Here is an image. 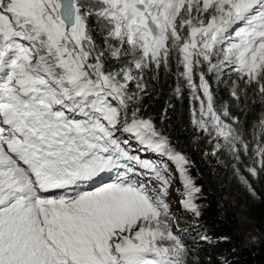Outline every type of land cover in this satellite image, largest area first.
<instances>
[{
	"label": "snow or ice",
	"instance_id": "obj_1",
	"mask_svg": "<svg viewBox=\"0 0 264 264\" xmlns=\"http://www.w3.org/2000/svg\"><path fill=\"white\" fill-rule=\"evenodd\" d=\"M170 75L204 155L255 197L264 112L249 140L233 109L264 106V0H0V264H205L201 241H230L200 234L194 162L143 115Z\"/></svg>",
	"mask_w": 264,
	"mask_h": 264
},
{
	"label": "trees",
	"instance_id": "obj_2",
	"mask_svg": "<svg viewBox=\"0 0 264 264\" xmlns=\"http://www.w3.org/2000/svg\"><path fill=\"white\" fill-rule=\"evenodd\" d=\"M216 80L213 78L215 95L218 104L228 102L232 107L233 101L229 95L232 80L235 74L229 73L227 78ZM176 81L173 76H167L155 84L154 90L142 101V110L145 117H151L156 126L164 131L194 162L191 169L197 185L202 186L203 196L199 203L203 205L202 216L198 221L202 225L200 234L205 231L215 240L219 236L230 237L229 242L210 244L201 241L198 245L199 256L206 262L208 256L212 257L211 264L226 258L231 264H264V174L259 179L248 177L255 188L257 195L253 197L234 174L231 157L226 152L218 153L215 158L224 166L225 170L219 173L212 162L211 155L205 156L211 150L207 138L194 140L195 132L191 126L190 91L183 87V95L176 96L173 92ZM235 114L241 115L242 126L247 139H251L253 125L258 123L264 106L253 105L249 101L247 109L241 113L233 109ZM209 148V149H208ZM155 159L156 157H147ZM244 164H250L247 159ZM243 171V168L241 169ZM247 175V173H244ZM235 199L233 204L232 200ZM238 213L254 216V235L248 237L241 227ZM179 216L181 228L191 229L194 218L189 214L181 213ZM185 237L190 232L183 233ZM253 237L256 239L253 240ZM199 240V237H196Z\"/></svg>",
	"mask_w": 264,
	"mask_h": 264
},
{
	"label": "rangeland",
	"instance_id": "obj_3",
	"mask_svg": "<svg viewBox=\"0 0 264 264\" xmlns=\"http://www.w3.org/2000/svg\"><path fill=\"white\" fill-rule=\"evenodd\" d=\"M192 126V125H191ZM193 129V127H192ZM194 130V129H193ZM195 132V131H194ZM204 138H207V137H204ZM203 139V138H202ZM197 142V141H196ZM199 142V141H198ZM209 149V148H208ZM145 156L147 157H155L152 153H146L144 154ZM211 158H212V162L214 164V167L215 169L221 173L225 170L224 166L221 165L215 158V156H212L211 155ZM108 181V180H107ZM106 181V182H107ZM174 188H180L181 191H182V188H181V185H180V182L178 179L175 180L174 182ZM182 197L178 196L176 194L175 191L172 192V195L170 197V202H171V206H172V211L173 212H176L178 215H179V210H180V199ZM233 204L235 203V199L232 200ZM238 217H239V221H240V224H241V227L242 229L244 230L245 234L248 236V237H252L254 235V225H253V219H254V216L252 215H248V214H244V213H238Z\"/></svg>",
	"mask_w": 264,
	"mask_h": 264
}]
</instances>
